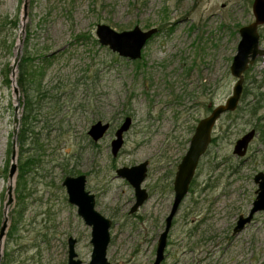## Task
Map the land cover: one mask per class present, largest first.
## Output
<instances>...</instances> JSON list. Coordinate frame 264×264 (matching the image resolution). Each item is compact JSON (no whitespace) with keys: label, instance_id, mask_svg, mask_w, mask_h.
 Instances as JSON below:
<instances>
[{"label":"rangeland","instance_id":"rangeland-1","mask_svg":"<svg viewBox=\"0 0 264 264\" xmlns=\"http://www.w3.org/2000/svg\"><path fill=\"white\" fill-rule=\"evenodd\" d=\"M253 2L0 0V228L8 218L0 264H68L70 237L78 241V258L88 264L92 229L63 184L66 176L80 174L87 176L97 210L112 220L110 264H153L174 200L175 174L195 127L211 107L227 100L237 81L231 64L240 28L255 20ZM99 23L117 31L138 25L159 32L140 59L129 60L99 42ZM258 32L264 49V25ZM19 47L20 59L28 53L44 69L41 94L36 86L28 92L34 102L28 120L27 95L13 68ZM126 116L133 124L113 156L111 140ZM98 120L113 126L95 143L88 130ZM251 129L256 136L246 155L238 156L236 141ZM263 129L264 56H259L244 72L237 109L214 128L215 140L174 218L162 264H264V211L233 233L257 195L254 176L264 172ZM144 161L149 199L130 213L135 189L117 169ZM13 162L17 171L11 179ZM10 186L13 202L7 206Z\"/></svg>","mask_w":264,"mask_h":264},{"label":"water","instance_id":"water-1","mask_svg":"<svg viewBox=\"0 0 264 264\" xmlns=\"http://www.w3.org/2000/svg\"><path fill=\"white\" fill-rule=\"evenodd\" d=\"M24 19L26 20L28 2L25 3ZM253 13L255 20L249 25L240 28L241 39L238 44L237 53L235 54L231 64V74L237 78L233 87L232 94L224 103L213 107L209 115L199 120L194 133L192 135L189 148L178 165V169L174 179V200L171 211L165 220V229L159 236L156 258L153 264H162L165 259V250L168 244V235L173 225V220L177 215L180 206L189 193L190 184L195 176L200 159L206 153L212 141L214 128L222 115L235 111L239 105L243 88H244V72L250 64H253L258 56H264V49L260 47V34L258 27L264 25V0H254ZM158 32L157 27L148 30L135 26L133 29L117 31L113 27L105 23H99L96 28V35L99 42L103 46H107L110 50L119 56L137 60L142 57L143 49L146 47L152 37ZM21 57V47L18 48L13 68L16 70ZM15 73H13V78ZM15 93L19 94L18 87H15ZM19 106H16L18 111ZM14 136L18 132L19 115H15ZM133 119L127 116L120 127L115 131V136L111 141V151L113 156H117L121 151L125 142V133L131 128ZM111 129V123L108 121L98 120L93 123L88 135L93 142H99L108 135ZM256 136V130L251 129L236 141L234 153L238 156H245L251 141ZM12 159H16L15 140L13 142ZM148 161L133 166H124L117 169L120 177L126 178L135 189L136 202L132 206L130 213L138 211V209L149 199V193L142 186L148 175ZM17 171V163L13 162L9 172L12 179ZM258 184L257 196L253 202V206L247 216L241 215L234 229L235 233L241 232L247 223L251 222L254 215L260 211H264V172H258L254 178ZM87 177L85 174L77 176L68 175L65 177L63 184L66 187L68 200L71 204L77 206L78 214L84 222L91 227V243L93 250L91 260L88 264H110L107 252L111 240L110 228L112 220L103 215L96 208V197L86 188ZM9 200L7 206L13 202L12 186H10ZM8 226V218L6 217L0 228V243L6 233ZM77 239L70 237L68 239V264H82L78 258L76 251ZM1 263V253H0Z\"/></svg>","mask_w":264,"mask_h":264},{"label":"trees","instance_id":"trees-1","mask_svg":"<svg viewBox=\"0 0 264 264\" xmlns=\"http://www.w3.org/2000/svg\"><path fill=\"white\" fill-rule=\"evenodd\" d=\"M27 54L22 59H20L17 65V69H18L17 84H18V87L22 89L27 95V99L25 101V107H26V112H27L25 115V120H28L29 117L31 119L34 116L33 115L34 114V102L32 98L29 97L28 92L33 89V86H36L37 93H40L41 81L44 75V69L42 68L37 69V67L33 64L36 58H33V56H30ZM42 58H48V56L47 55L42 56ZM6 77L9 80L8 75H6ZM42 97L43 99L47 97L46 93H44ZM263 137H264V131H263ZM19 138L21 139L22 142L27 140L28 137L26 134V129H23L21 131V133L19 134ZM214 140H215V137H213L212 142ZM29 164H27V166Z\"/></svg>","mask_w":264,"mask_h":264},{"label":"flooded vegetation","instance_id":"flooded-vegetation-1","mask_svg":"<svg viewBox=\"0 0 264 264\" xmlns=\"http://www.w3.org/2000/svg\"><path fill=\"white\" fill-rule=\"evenodd\" d=\"M157 28H158V27H157ZM158 32H159V28H158ZM158 32H157V33H158ZM157 33H156V34H157ZM154 37H155V36H154ZM152 38H153V37H152ZM152 38H151V39H152ZM212 109H213V107H211L210 110L212 111ZM211 111H210V112H211ZM209 114H210V113H209ZM126 117H127V116H126ZM126 117H125V118H126ZM131 117H132V116H131ZM125 118H124V119H125ZM132 119H133V118H132ZM123 121H124V120H123ZM110 123H111V128H112L113 123H112V122H110ZM121 124H122V123H121ZM121 124H119V125L117 126V129L120 127ZM132 124H133V122H132ZM131 127H132V125H131ZM117 129H116V130H117ZM130 129H131V128H130ZM110 130H111V129H110ZM109 132H110V131H109ZM213 132H214V131H213ZM108 134H109V133H108ZM89 137H90V136H89ZM105 137H106V136H105ZM213 137H214V136H213V134H212V139H213ZM90 139H91V138H90ZM91 140H92V139H91ZM112 140H113V139H112ZM112 140H111V141H112ZM100 141H101V140H100ZM92 142H93V141H92ZM95 143H97V142H95ZM211 143H212V141H211ZM211 143H210V145H211ZM210 145H209V146H210ZM259 172H261V171H259ZM262 172H263V171H262ZM175 175H176V174H175ZM86 177H87V176H86ZM254 178H255V176H254ZM174 179H175V178H174ZM254 181H255V180H254ZM142 186H143V184H142ZM143 187H144V186H143ZM173 187H174V183H173ZM147 191H148V190H147ZM148 193H149V192H148ZM256 196H257V195H256ZM255 198H256V197H255ZM254 200H255V199H254ZM253 202H254V201H253ZM252 206H253V203H252ZM252 206H251V208H252ZM251 208H250V210H251ZM138 210H139V209H138ZM250 210H249V212H250ZM136 212H137V211H136ZM249 212L246 213V214H240L239 217H238V219L240 218L241 215H245V216H247V215L249 214ZM260 212H263V211H260ZM260 212H258V213H260ZM258 213H256V214L254 215V217H253V219L251 220V222H249V223L246 224V226L244 227V229H245L250 223H252V222L254 221V218L256 217V215H257ZM238 219H237V221H236V223H235V226H234V228H233V233H234V234H238V233H235V232H234V229H235V227H236V225H237ZM173 221H174V220H173ZM172 226H173V225H172ZM244 229H243V230H244ZM243 230H242V231H243ZM242 231H241V232H242ZM169 233H170V232H169ZM239 233H240V232H239ZM168 237H169V235H168ZM77 242H78V241H77ZM167 245H168V244H167ZM166 248H167V247H166Z\"/></svg>","mask_w":264,"mask_h":264},{"label":"bare ground","instance_id":"bare-ground-1","mask_svg":"<svg viewBox=\"0 0 264 264\" xmlns=\"http://www.w3.org/2000/svg\"><path fill=\"white\" fill-rule=\"evenodd\" d=\"M14 78H15V76H14Z\"/></svg>","mask_w":264,"mask_h":264}]
</instances>
